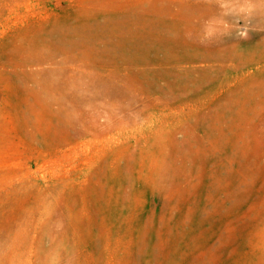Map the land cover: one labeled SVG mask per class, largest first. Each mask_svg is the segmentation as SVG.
<instances>
[{"label": "rangeland", "instance_id": "rangeland-1", "mask_svg": "<svg viewBox=\"0 0 264 264\" xmlns=\"http://www.w3.org/2000/svg\"><path fill=\"white\" fill-rule=\"evenodd\" d=\"M256 2L0 0V264H264Z\"/></svg>", "mask_w": 264, "mask_h": 264}, {"label": "bare ground", "instance_id": "bare-ground-1", "mask_svg": "<svg viewBox=\"0 0 264 264\" xmlns=\"http://www.w3.org/2000/svg\"><path fill=\"white\" fill-rule=\"evenodd\" d=\"M240 3H242V2H240ZM233 4V3H232ZM264 3L263 2H261V3H258V2H256V5H252V7H254L253 9H255V7L256 6H258L260 9L259 10H257V12H255V11H253L252 9H251V6L250 7H247L246 9H247V11L248 12H250L251 13V11H253V12H255V14L257 13V15L259 14V15H262L263 16V18H264ZM230 6V5H229ZM263 20V19H262ZM220 45V44H219ZM252 62V61H251Z\"/></svg>", "mask_w": 264, "mask_h": 264}]
</instances>
